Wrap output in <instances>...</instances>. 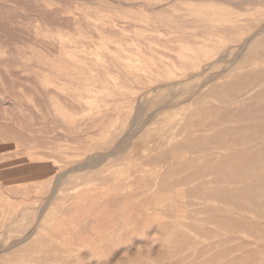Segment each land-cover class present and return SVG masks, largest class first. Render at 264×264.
I'll use <instances>...</instances> for the list:
<instances>
[{
  "label": "rangeland",
  "instance_id": "rangeland-1",
  "mask_svg": "<svg viewBox=\"0 0 264 264\" xmlns=\"http://www.w3.org/2000/svg\"><path fill=\"white\" fill-rule=\"evenodd\" d=\"M0 251L264 264V0H0Z\"/></svg>",
  "mask_w": 264,
  "mask_h": 264
},
{
  "label": "bare ground",
  "instance_id": "bare-ground-1",
  "mask_svg": "<svg viewBox=\"0 0 264 264\" xmlns=\"http://www.w3.org/2000/svg\"><path fill=\"white\" fill-rule=\"evenodd\" d=\"M232 201V200H231ZM1 252V251H0ZM64 258V257H63Z\"/></svg>",
  "mask_w": 264,
  "mask_h": 264
}]
</instances>
